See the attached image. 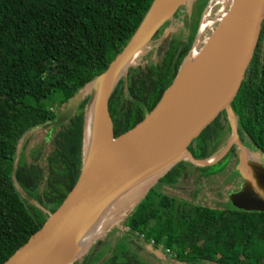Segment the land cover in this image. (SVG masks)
Segmentation results:
<instances>
[{"label":"trees","instance_id":"obj_1","mask_svg":"<svg viewBox=\"0 0 264 264\" xmlns=\"http://www.w3.org/2000/svg\"><path fill=\"white\" fill-rule=\"evenodd\" d=\"M153 2L0 0V264L41 228L76 183L85 157L89 93L66 122L49 127L55 133L48 170L18 158L22 136L55 120L108 68ZM201 16L202 12L190 22L186 12L166 44L142 55L119 80L109 99L115 136L134 127L158 103L194 46ZM159 34L160 30L156 37ZM232 107L241 141L247 136L264 153V22ZM231 136L222 112L189 150L197 159L209 160L224 150ZM86 137L89 153L94 144L91 134ZM235 151L239 152L233 146L218 163ZM188 162L202 170L215 165L181 160L166 176H181ZM17 185L50 208L28 204ZM123 225L105 264H150L141 258L150 243L183 264H264V211L196 204L151 190Z\"/></svg>","mask_w":264,"mask_h":264},{"label":"water","instance_id":"obj_2","mask_svg":"<svg viewBox=\"0 0 264 264\" xmlns=\"http://www.w3.org/2000/svg\"><path fill=\"white\" fill-rule=\"evenodd\" d=\"M189 1L166 0L163 5H157L159 0H154L127 45L108 68L81 89L55 120L43 125V128L57 127L66 122L86 95V87L91 88L86 107L85 157L79 177L41 228L3 264H71L83 252L73 248L74 242L108 204L145 179L167 172L181 160L198 166L213 165L233 146L239 151V167L245 184L229 195L230 206L264 211V165L250 161L232 107L259 43L264 0L232 2L226 20L212 31L199 54L182 64L154 108L134 127L115 136L109 99L132 63L117 78L119 69ZM96 83L98 117L92 123L93 135L99 143L88 153V111ZM222 112L226 113L232 131L229 143L214 159H197L189 145Z\"/></svg>","mask_w":264,"mask_h":264},{"label":"rangeland","instance_id":"obj_3","mask_svg":"<svg viewBox=\"0 0 264 264\" xmlns=\"http://www.w3.org/2000/svg\"><path fill=\"white\" fill-rule=\"evenodd\" d=\"M202 2V0H191L184 4L182 9L177 10L176 13L161 26L160 36H154L131 65L138 63L142 55H146L160 43L165 45L170 34L179 29H177L179 26L178 21H184L183 17L186 12L191 17L190 22L196 21L199 18L200 12H202L194 46L196 43L198 47L203 46L204 42L212 33V30H214L219 23L218 19L223 14L220 10H228L232 1L228 0L221 3L219 0H207L206 4ZM210 20L214 21L199 35L202 24ZM87 89L88 87H86L85 91L89 93L91 88ZM50 129L49 127H36L27 131L20 141L18 158L25 157L27 162H33L45 170H48V156L53 152L51 137H53L55 133L54 130V132H51V136H49ZM241 142L248 151L250 161L255 164L264 165V153L259 151L247 136H244ZM38 152H40L39 155ZM214 158L215 157H213V159ZM187 164L190 168L188 167L187 171L181 176H171L169 178L166 176L167 172H163L164 174L158 173L153 178L149 177L145 179L135 188L117 198L114 201V208L109 211L110 214H116L115 218L109 222L108 226L103 229L98 237L85 247L83 252L71 264H101L102 262V264H105L108 256L111 255L114 250V244L118 242L119 232L117 230L125 227L123 222L131 209L151 190L162 194H169L180 200L196 204L222 207L230 206L229 195L235 191L241 190L245 184L244 175L239 167V154L236 151L223 162L216 163L205 170L194 168L189 162ZM17 186L21 190L23 196L27 198L28 204L38 206L46 211L50 208V204L47 203L44 205L43 203L41 205L36 200L35 196L27 194L19 185ZM131 191L134 192V194L129 196ZM172 255L170 251L164 252L162 247L154 249L153 244L150 243L147 244L146 247H143L141 258L148 261L150 264H183L176 261Z\"/></svg>","mask_w":264,"mask_h":264},{"label":"bare ground","instance_id":"obj_4","mask_svg":"<svg viewBox=\"0 0 264 264\" xmlns=\"http://www.w3.org/2000/svg\"><path fill=\"white\" fill-rule=\"evenodd\" d=\"M166 0H159V2H158V4L157 5H163L164 4V2H165ZM226 1H228V0H219V2H226ZM232 2H234L235 0H231ZM216 2V1H215ZM220 11H222V16L218 19V21H219V23L218 24H222L225 20H226V18L228 17V11H229V9L228 10H220ZM214 20H210V21H206L205 23H203L202 24V26H201V28H200V30H199V35L200 34H202L204 31H205V29H206V27L207 26H209L212 22H213ZM213 31V30H212ZM205 43V42H204ZM201 48H202V46H199L198 47V44L196 43V45L195 46H193L192 47V50H191V52H190V54H189V56L187 57V59H186V61L188 60V59H193V58H195L198 54H199V52H200V50H201ZM142 50H140L139 52H137V53H135L120 69H119V72H118V76H117V78H119L123 73H124V71L126 70V68H127V66L130 64V63H132L133 61H135V59L138 57V55H139V53L141 52ZM185 61V62H186ZM116 78V79H117ZM98 83H96L95 84V87H94V89H95V93H94V99L92 100V102H91V104H90V106H89V127H88V129H87V131H86V136L88 135V134H91V137H92V141H93V143H94V145H96V143H99L98 141L96 142V140H95V137H94V135H93V127H94V125H93V121H96V119H97V117H98V106H97V92H98V85H97ZM86 140H87V137H86ZM94 140H95V142H94ZM87 151H88V141H87ZM24 160V159H23ZM22 160V161H23ZM24 186V185H23ZM27 188V187H26ZM132 192V191H131ZM129 193L130 195L129 196H131V195H133L134 194V192H132V193ZM27 199V198H26ZM114 205H115V203L114 202H111L110 204H108L105 208H104V210L101 212V214L100 215H98V216H95L94 218H93V220H92V222L90 223V225L87 227V229L81 234V236L80 237H78V239L74 242V244H73V248H75V250L76 251H78V252H81L82 250H84L85 249V247L91 242V241H93L96 237H98L99 235H100V233L103 231V229H105L107 226H108V224H109V222H111L114 218H115V216H116V214H110V212L109 211H111L113 208H114Z\"/></svg>","mask_w":264,"mask_h":264},{"label":"flooded vegetation","instance_id":"obj_5","mask_svg":"<svg viewBox=\"0 0 264 264\" xmlns=\"http://www.w3.org/2000/svg\"><path fill=\"white\" fill-rule=\"evenodd\" d=\"M49 136H51V132H49ZM52 138V137H51ZM40 154V152H38V155Z\"/></svg>","mask_w":264,"mask_h":264}]
</instances>
